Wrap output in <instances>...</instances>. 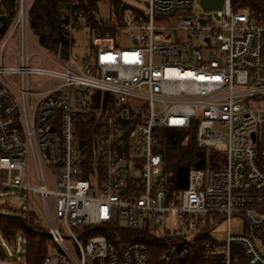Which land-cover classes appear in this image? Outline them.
Here are the masks:
<instances>
[{
	"label": "built area",
	"instance_id": "built-area-1",
	"mask_svg": "<svg viewBox=\"0 0 264 264\" xmlns=\"http://www.w3.org/2000/svg\"><path fill=\"white\" fill-rule=\"evenodd\" d=\"M254 1L256 11L226 0L192 17L194 0H148L138 21H107L113 37L48 66L32 63L30 1L18 0L0 42V193L39 210L54 251L45 264H264V0ZM15 32L12 65L3 51ZM188 130L219 159L170 194L165 132ZM224 223L226 241L211 240Z\"/></svg>",
	"mask_w": 264,
	"mask_h": 264
},
{
	"label": "trees",
	"instance_id": "trees-1",
	"mask_svg": "<svg viewBox=\"0 0 264 264\" xmlns=\"http://www.w3.org/2000/svg\"><path fill=\"white\" fill-rule=\"evenodd\" d=\"M108 2L115 21L119 26H127L132 20H139L143 12L130 8L121 0H31L29 9V21L32 35L38 45L62 60H65L71 50L73 39L70 38L66 26L69 25V15L83 16V23L78 22L77 17L73 26L76 31L87 29L94 33L97 40L102 41L114 36L115 31L106 26V22L99 21L96 15L99 12L98 4ZM234 10L248 8L256 11L257 3L254 0H231ZM18 0H0V42L6 31L16 18ZM128 13V14H126ZM82 28V29H81ZM82 130L88 133L91 128L90 119L80 122ZM193 130L184 132H165L163 150L165 160V173L168 175L167 189L170 194L183 190L188 186V175L192 167L196 169L206 168V163L219 159V155L212 151L207 155L195 145ZM176 135L180 147L176 148L172 143V136ZM221 158V157H220ZM0 234L7 245L16 243L20 235L25 245L23 264H45V257L49 252L51 238L41 215L34 207L17 216H4L0 214ZM126 237L132 240L147 242L151 250L163 247L155 240L144 237H136L134 233H126ZM6 260L4 248L0 244V262Z\"/></svg>",
	"mask_w": 264,
	"mask_h": 264
},
{
	"label": "rangeland",
	"instance_id": "rangeland-1",
	"mask_svg": "<svg viewBox=\"0 0 264 264\" xmlns=\"http://www.w3.org/2000/svg\"><path fill=\"white\" fill-rule=\"evenodd\" d=\"M31 2V0H29ZM126 6L137 9L139 11L145 12L147 10L148 0H121ZM226 6V0H194L192 17H195L198 14H216L218 12L224 11ZM99 12L96 15L97 19L102 22L115 21V17L111 13V7L108 2H100L98 4ZM128 14V13H126ZM83 23V21H82ZM84 25V23H83ZM82 29V28H81ZM12 27H10L4 37H8ZM137 33H133V36H136ZM5 38V39H6ZM122 38L125 39V36L122 34ZM73 44H72V54L74 57L84 56L89 53L91 47L97 43V38L94 33H91L87 29H82L75 31L72 34ZM20 52V36L19 32H15L10 39L7 41V45L3 51V60L6 61L9 59V62L12 65L18 64V59L16 54ZM29 54L32 55V63L39 64L42 59L45 60L46 65L53 66L47 56L51 59L61 62L63 61L59 57L44 51L37 43L35 38L30 37L29 39ZM220 150H225V147H220ZM33 206L29 201L26 200L24 194L21 192L6 191L0 193V214L4 216H17L19 213L26 212L29 208ZM39 211L37 208H34ZM39 213V212H38ZM40 214V213H39ZM242 227V222L239 220H233L231 225V231L235 234L238 229ZM77 228H73L75 231ZM150 230L156 232V226L152 222ZM160 232V231H158ZM228 232L227 224L220 225L210 234V239L218 243H224L226 241ZM162 234V231L160 232ZM23 236L20 235L13 245H7L0 234V244L4 248L6 260L0 262V264H23L24 255H25V245L22 240ZM50 254H53V250H49Z\"/></svg>",
	"mask_w": 264,
	"mask_h": 264
},
{
	"label": "water",
	"instance_id": "water-1",
	"mask_svg": "<svg viewBox=\"0 0 264 264\" xmlns=\"http://www.w3.org/2000/svg\"><path fill=\"white\" fill-rule=\"evenodd\" d=\"M0 20H1V22H4V21H5V17L2 16V17L0 18Z\"/></svg>",
	"mask_w": 264,
	"mask_h": 264
}]
</instances>
